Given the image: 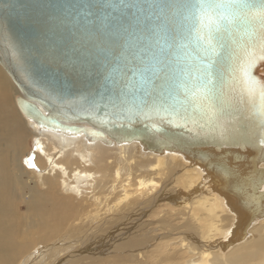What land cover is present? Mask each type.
Instances as JSON below:
<instances>
[{
  "label": "water",
  "instance_id": "obj_1",
  "mask_svg": "<svg viewBox=\"0 0 264 264\" xmlns=\"http://www.w3.org/2000/svg\"><path fill=\"white\" fill-rule=\"evenodd\" d=\"M191 2L0 0V64L40 128L179 152L200 162L225 198L264 208V119L227 88L234 59L252 60L261 82L264 60L252 50L258 22L238 19L237 43L228 32L217 49L223 111L193 116L206 106L189 104L185 89L191 98L212 54L198 51Z\"/></svg>",
  "mask_w": 264,
  "mask_h": 264
},
{
  "label": "bare ground",
  "instance_id": "obj_2",
  "mask_svg": "<svg viewBox=\"0 0 264 264\" xmlns=\"http://www.w3.org/2000/svg\"><path fill=\"white\" fill-rule=\"evenodd\" d=\"M21 95L0 64V264H264V208L225 198L200 162L40 128Z\"/></svg>",
  "mask_w": 264,
  "mask_h": 264
},
{
  "label": "snow or ice",
  "instance_id": "obj_3",
  "mask_svg": "<svg viewBox=\"0 0 264 264\" xmlns=\"http://www.w3.org/2000/svg\"><path fill=\"white\" fill-rule=\"evenodd\" d=\"M194 18L193 33L198 51L206 55L211 53L202 70L200 85L188 98L189 104L201 101L206 107L200 113L193 112V116L201 118L216 115L223 111V99L219 93L225 90L224 68L219 60L218 48H222L226 33H233V43L236 44L235 33L237 21L258 22V41L252 44V50L259 52L258 59L264 60V0L248 2V0H192L189 5ZM243 48L244 45H238ZM252 60L240 61L234 59L228 74L230 91H239L241 100L245 98L251 104L257 105L259 115L264 119V82L257 81L251 75ZM236 85L240 88L237 89ZM186 111V110H185ZM264 143V141H261Z\"/></svg>",
  "mask_w": 264,
  "mask_h": 264
},
{
  "label": "rangeland",
  "instance_id": "obj_4",
  "mask_svg": "<svg viewBox=\"0 0 264 264\" xmlns=\"http://www.w3.org/2000/svg\"><path fill=\"white\" fill-rule=\"evenodd\" d=\"M25 160H26V161H25L26 166H29V165L32 163V161L30 160V158H28L27 156H25ZM32 172H33V171H32ZM32 172H31L30 174L26 175V178H25V179H28V178L30 177V178L32 179V184H33V185H35V180H36V181H37V184H38V187L42 189V188H43V186H42V184H43L42 180L40 181L39 178L37 177V174H36V176H35L34 173H32ZM98 177H100V176H98ZM91 195H92V192H90L88 196H84L83 198H81V199H85L83 203L86 205V207H87L88 204L90 203L87 199H90ZM81 199H78V198H77L76 200H74V202L76 203L77 201H79V200H81ZM81 203H82V202H81ZM22 212H26L25 209H23ZM110 215H111V214H110ZM110 215H109V216H110ZM87 220H88V219H86L85 222H87ZM86 225H87V223H85V226H86ZM154 225H155V224H151L150 226H147L146 228H147V229H151L152 227H154ZM154 230H155V231H151V232L147 231V236L149 235V237H151L152 242H153L154 240H156V239H153L152 236L155 237V236H157V235H160V231H159L160 228H158V229L156 228V229H154ZM143 232H146V229H144ZM148 232H149V233H148ZM166 232L169 233L170 230H166ZM81 235H85L84 238H86V235H87V234H86V233H83V234H81ZM144 241H146V240H144ZM147 241H149V240H147ZM150 242H151V241H150ZM150 242H149V243H150ZM152 242H151V243H152ZM82 246H83L82 243L77 244V246H75V248H74V249H75L74 251H76V249H78V248H81ZM74 251H72V252H74ZM105 254H106V255H105ZM105 254H104V256H107L109 253H105ZM104 256H103V255H100V256H98V259H99V260H100V259H104ZM100 257H102V258H100ZM68 260L70 261V258H69ZM92 261H94V260H92ZM96 261H97V260H96ZM70 263H72V262H70ZM145 263H147V262H145ZM92 264H95V262H92Z\"/></svg>",
  "mask_w": 264,
  "mask_h": 264
}]
</instances>
